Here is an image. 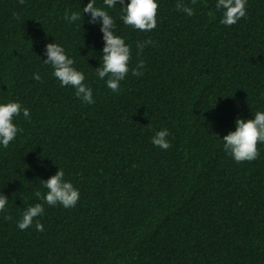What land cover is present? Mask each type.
<instances>
[{"label": "trees", "instance_id": "16d2710c", "mask_svg": "<svg viewBox=\"0 0 264 264\" xmlns=\"http://www.w3.org/2000/svg\"><path fill=\"white\" fill-rule=\"evenodd\" d=\"M184 2L192 16L176 0H158L150 31L117 18L130 69L141 59L145 68L130 70L113 93L94 75L99 25L88 14L83 23L62 19L87 0H0V98L31 112L15 118L20 131L0 148V191L9 198L0 264H264V144L256 159L236 162L221 138L237 116L264 110V0H247L233 25L218 22L215 0ZM53 39L84 71L94 103L42 63ZM144 40L151 43L138 53ZM161 127L167 150L151 144ZM57 167L79 189L76 205H45L43 231L35 220L18 229L35 192L46 191L40 179Z\"/></svg>", "mask_w": 264, "mask_h": 264}, {"label": "clouds", "instance_id": "9594fccd", "mask_svg": "<svg viewBox=\"0 0 264 264\" xmlns=\"http://www.w3.org/2000/svg\"><path fill=\"white\" fill-rule=\"evenodd\" d=\"M194 3L195 0H192ZM247 0H215L214 14L219 13V23L233 25L246 15ZM119 5V11L113 15V11ZM176 9L187 16L194 14V8L184 0H176ZM158 0H87L83 7L76 10L65 9L62 19L69 24L84 22V15L88 14L87 23L99 25L102 33L103 46L99 55V66L94 68V75L103 81L113 93L120 91L121 84L131 70L132 75L139 76L145 68V61L138 60L134 66H129L131 56L130 45L125 42V37L116 31V21L125 26L141 31H150L157 26ZM82 23H79L81 27ZM150 40L137 41L138 53ZM41 59V56L38 55ZM42 63L50 66L51 76L61 86L71 87L76 97L84 104L95 102L93 89L86 84L84 71L78 69L73 56L65 51L64 46L55 39L45 44ZM33 80H40L39 72H33ZM23 115L25 120L31 118L28 107L22 106L19 100L0 98V148H7L13 142L20 131L15 118ZM168 128L161 127L151 136V144L159 149L167 150L171 146ZM222 149L226 155L234 161H252L257 158L259 144H264V110H257L251 118L237 116L234 120V129L229 130L222 137ZM43 193L35 192L36 203L28 204L20 214L16 227L24 230L33 225L35 220L36 231H43L44 225L39 217L44 214L45 205H60L70 208L76 205L80 198V191L71 180L65 179L62 168L57 167L54 174L47 179H40ZM9 198L0 191V211H6Z\"/></svg>", "mask_w": 264, "mask_h": 264}]
</instances>
